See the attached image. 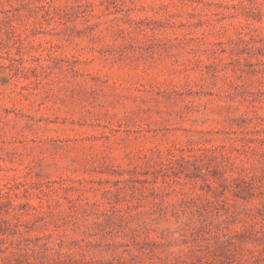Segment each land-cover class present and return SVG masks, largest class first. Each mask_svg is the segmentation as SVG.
Segmentation results:
<instances>
[{
	"label": "rangeland",
	"instance_id": "obj_1",
	"mask_svg": "<svg viewBox=\"0 0 264 264\" xmlns=\"http://www.w3.org/2000/svg\"><path fill=\"white\" fill-rule=\"evenodd\" d=\"M0 264H264V0H0Z\"/></svg>",
	"mask_w": 264,
	"mask_h": 264
}]
</instances>
